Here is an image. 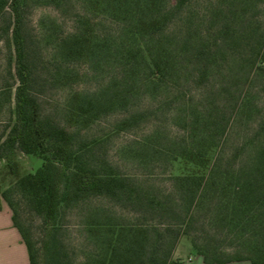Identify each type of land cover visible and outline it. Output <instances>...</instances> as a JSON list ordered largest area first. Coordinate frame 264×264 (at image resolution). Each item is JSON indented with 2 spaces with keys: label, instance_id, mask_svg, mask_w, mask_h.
<instances>
[{
  "label": "rangeland",
  "instance_id": "1",
  "mask_svg": "<svg viewBox=\"0 0 264 264\" xmlns=\"http://www.w3.org/2000/svg\"><path fill=\"white\" fill-rule=\"evenodd\" d=\"M184 10L193 19L191 33L200 28L209 31L217 52L206 76L187 79L182 70L179 79L166 85L135 90L124 106V88L106 52L98 46L92 54L90 45L81 50L72 39L77 32L113 34L119 23L100 5L90 0H6L0 10V141L16 118L19 42L20 61L29 72L28 92L41 114L60 126L70 130L76 126L66 113L73 93L92 94L112 87L114 104H107L76 136V142H90L86 158L92 163L111 167L166 196L173 189L172 176L207 173L219 157L228 167L250 160L264 147V71L252 63L264 52V0H193ZM178 19L179 14L171 23ZM129 112L137 115L135 122L121 127ZM193 156L196 160H189ZM42 164L40 156L17 146L0 159V189L17 208L19 221L39 253V264H50L56 250L69 264L100 258L107 251V236L88 233L84 221L89 206H103L96 216L108 222L130 223L136 213L105 199L87 200L70 206L59 224L50 226L9 189L19 176L35 172ZM211 195L212 191L206 198ZM200 206L193 210L194 227L179 239L192 243L194 238L197 249L206 252L217 247L219 258L234 256L243 239L238 229L232 222L222 225L212 220L214 211ZM154 223L148 220L146 227L162 232L164 226ZM169 247L168 240L160 245L163 250Z\"/></svg>",
  "mask_w": 264,
  "mask_h": 264
},
{
  "label": "trees",
  "instance_id": "2",
  "mask_svg": "<svg viewBox=\"0 0 264 264\" xmlns=\"http://www.w3.org/2000/svg\"><path fill=\"white\" fill-rule=\"evenodd\" d=\"M90 1L100 5L102 11L119 25L108 36L77 32L72 39L81 50L90 45L92 54L98 46L106 52V59L115 65L116 77L124 88V106L135 90L166 85L174 78L179 79L182 70L187 79L188 75L189 78L206 76L217 52L210 43L209 31L201 28L194 33L190 31L193 19L190 11L184 9L193 0ZM5 2L0 0V10ZM178 14L180 19L172 24ZM99 41H102L101 45ZM17 57L16 118L0 141V159L7 158L17 146L26 154L40 156L43 164L35 172L19 176L9 189L22 197L45 222H51L52 227L59 224L66 209L81 201L105 199L136 213L130 223L108 222L96 216L103 206H89L84 225L88 233L106 234L107 251L87 264H169L179 238L189 234L194 227L196 215L193 210L200 205L214 211L212 220L222 225L232 222L243 238L236 254L229 258L217 257V247H213V252L198 250L192 238L193 246L205 262L224 264L248 260L253 264H264V147L250 160H243L233 167H228V162L223 163L219 157L207 173L172 176L173 189L166 196L161 195L159 190L143 188L135 179L120 175L111 167L92 163L86 158V151L91 149L90 142H76L81 127L89 125L107 104H114L109 94L110 85L101 92H75L69 97L66 113L68 120L76 125L70 130L43 116L28 92L29 72L20 61L19 42ZM184 61L187 64L183 67ZM252 63L264 71V52ZM136 117L133 112L126 113L120 126H131ZM193 158L189 160H196ZM211 191L213 195L206 198ZM0 196L12 210V219L27 246L30 264H39V253L19 221L17 208L5 198V191L1 189ZM148 220L163 225L162 232L146 227ZM182 225L187 228L185 231ZM167 240L170 247L161 249L160 245ZM210 254L214 257L209 258ZM49 263L70 262L56 250Z\"/></svg>",
  "mask_w": 264,
  "mask_h": 264
},
{
  "label": "crops",
  "instance_id": "3",
  "mask_svg": "<svg viewBox=\"0 0 264 264\" xmlns=\"http://www.w3.org/2000/svg\"><path fill=\"white\" fill-rule=\"evenodd\" d=\"M0 264H30L27 246L12 219V210L0 196ZM169 264H212L205 262L193 244L179 239ZM224 264H253L248 260L229 261Z\"/></svg>",
  "mask_w": 264,
  "mask_h": 264
}]
</instances>
